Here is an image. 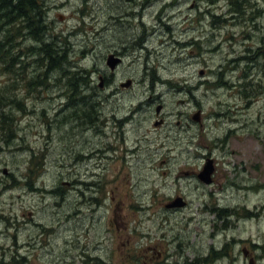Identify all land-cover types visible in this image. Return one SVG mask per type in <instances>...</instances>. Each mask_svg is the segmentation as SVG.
I'll list each match as a JSON object with an SVG mask.
<instances>
[{"label": "rangeland", "instance_id": "rangeland-1", "mask_svg": "<svg viewBox=\"0 0 264 264\" xmlns=\"http://www.w3.org/2000/svg\"><path fill=\"white\" fill-rule=\"evenodd\" d=\"M248 1L231 17L225 0H43L99 118L59 125L60 70L15 90L0 264H264V6Z\"/></svg>", "mask_w": 264, "mask_h": 264}, {"label": "trees", "instance_id": "trees-1", "mask_svg": "<svg viewBox=\"0 0 264 264\" xmlns=\"http://www.w3.org/2000/svg\"><path fill=\"white\" fill-rule=\"evenodd\" d=\"M206 1L211 4L216 0ZM225 1L228 14L231 17H242L246 11H252L251 8H253L252 3L248 0ZM262 1L264 6V0ZM262 8L256 9V13L259 14ZM207 13L211 18L216 16L209 10ZM49 28L51 26L47 19L43 0H0V73L5 78L4 83L0 84V141L5 146H11V143L17 138V122L11 109L16 107L15 111L25 112L24 105L19 104L20 98L15 90L21 87H26L27 90L37 89L42 85L45 87L47 84L44 79L59 70L62 75L60 72L58 83L61 88L65 87L62 94H57L64 98L60 109H58L59 125H71L72 130L79 128L84 131L91 128L90 122L95 120V123L99 118L97 101L94 98L97 92H93V88L88 84L87 75L89 72L86 69L76 71L68 69L70 66L67 60L69 49L66 44H63L66 38L61 37L60 34L49 33ZM142 38L144 36L139 39ZM3 48L6 49V53ZM34 62H36V66ZM39 67L41 72H39ZM61 79H65V81L61 82ZM107 81L108 78L103 80L104 86L108 85ZM9 86L12 87L11 90L2 95L1 92ZM4 88L6 89L2 91ZM44 112L45 110H43ZM33 157L34 153L31 150L26 161L27 164L30 162L32 166ZM34 165L38 164L35 162ZM33 167L36 169L39 166ZM31 169L29 170V166H27V175L36 176L38 171L34 170L33 172ZM28 186L32 187L31 184ZM49 192L56 195L58 191L56 188H51ZM59 193L63 197L64 193L62 191ZM216 210L217 216L219 213L223 214V210ZM220 254L222 253L217 252V256Z\"/></svg>", "mask_w": 264, "mask_h": 264}, {"label": "water", "instance_id": "water-1", "mask_svg": "<svg viewBox=\"0 0 264 264\" xmlns=\"http://www.w3.org/2000/svg\"><path fill=\"white\" fill-rule=\"evenodd\" d=\"M119 61V57H113L112 54H109L108 57L106 58V64L108 65V67L110 69L113 68V65L116 64ZM129 84V80H127L125 83H122L121 85L123 86H127ZM100 85V84H99ZM212 170V166H211V160L208 159L207 162L205 163V165L203 166V169L201 172H199V174L197 175L202 181L204 182H209V172H211ZM175 205V204H182L181 202H173L170 205ZM169 205V204H168ZM166 205V206H168ZM169 205V206H170Z\"/></svg>", "mask_w": 264, "mask_h": 264}, {"label": "flooded vegetation", "instance_id": "flooded-vegetation-1", "mask_svg": "<svg viewBox=\"0 0 264 264\" xmlns=\"http://www.w3.org/2000/svg\"><path fill=\"white\" fill-rule=\"evenodd\" d=\"M148 100H149V99H148ZM114 116H115V114L112 113L111 116H110V120H111V121H114V120H115L116 123H117L119 126H121V128H122V126H124L125 123H127V122L129 121V119H131V116H126V117L118 116V117H120V118H119L120 120H117V118H115L116 116H115V117H114ZM119 130H120V129H119ZM116 132H117V130H116ZM196 175H197V173H196ZM157 255H158V254H157ZM158 258H159V260H158L159 262L163 261V259H160V257H158ZM149 263H150V264H153V260H150Z\"/></svg>", "mask_w": 264, "mask_h": 264}, {"label": "bare ground", "instance_id": "bare-ground-1", "mask_svg": "<svg viewBox=\"0 0 264 264\" xmlns=\"http://www.w3.org/2000/svg\"><path fill=\"white\" fill-rule=\"evenodd\" d=\"M147 41V40H146ZM118 65V64H117ZM116 68V67H115Z\"/></svg>", "mask_w": 264, "mask_h": 264}]
</instances>
